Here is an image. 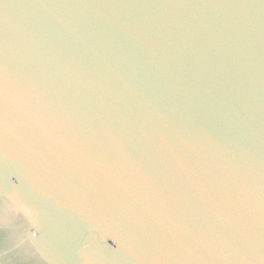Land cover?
<instances>
[{"label":"water","instance_id":"95a60500","mask_svg":"<svg viewBox=\"0 0 264 264\" xmlns=\"http://www.w3.org/2000/svg\"><path fill=\"white\" fill-rule=\"evenodd\" d=\"M0 264H264V0H0Z\"/></svg>","mask_w":264,"mask_h":264}]
</instances>
